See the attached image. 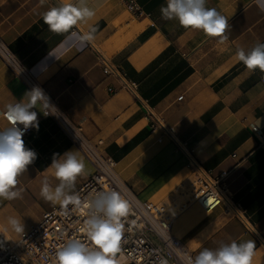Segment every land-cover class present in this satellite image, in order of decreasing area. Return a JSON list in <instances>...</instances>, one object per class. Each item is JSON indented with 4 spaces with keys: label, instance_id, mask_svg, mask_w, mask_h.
<instances>
[{
    "label": "crops",
    "instance_id": "1",
    "mask_svg": "<svg viewBox=\"0 0 264 264\" xmlns=\"http://www.w3.org/2000/svg\"><path fill=\"white\" fill-rule=\"evenodd\" d=\"M69 0H0V38L8 47L33 87H39L58 111L73 125L82 123L83 139L98 146L106 159L116 162V173L142 201L168 206L173 189L189 179L188 160L164 134L152 129L146 110L98 62L104 53L128 78L138 84L140 98L161 124L172 129L179 143L213 174L231 172L228 189L249 219L253 230L229 217L219 206L205 212L192 206L180 215L173 234L193 253L204 248L217 251L233 240L256 243L252 264H264L259 240H264V83L258 69L249 71L236 56L264 42V12L254 0H208L207 7L226 16L229 39L207 37L201 30L185 29L176 20L161 18L166 0H140L149 15L132 22L120 0H71L96 11L90 20L71 31L87 35L97 31L87 47L70 34L48 31L41 14ZM64 44V48L60 47ZM65 49H68L67 51ZM28 83L14 76L0 59V114L6 105L26 102ZM38 129L23 139L37 153L35 161L17 179L22 198H0V246L15 243L37 225L44 213L59 203L40 196L45 178L54 191L60 181L49 170L54 153H79L85 174L69 195L91 175L93 168L81 150L63 133L59 124L40 107ZM8 125L0 119V130ZM9 218L19 219L23 233H16Z\"/></svg>",
    "mask_w": 264,
    "mask_h": 264
},
{
    "label": "built area",
    "instance_id": "2",
    "mask_svg": "<svg viewBox=\"0 0 264 264\" xmlns=\"http://www.w3.org/2000/svg\"><path fill=\"white\" fill-rule=\"evenodd\" d=\"M120 2L134 23L149 16L141 7L140 0H120ZM96 52L98 62L104 72L116 79L120 85L119 89L112 88L109 92L115 94L120 90H125L145 108L146 119L150 127L163 129L164 134L187 158V169L190 174L187 181L181 182L173 189L168 206L140 200L117 175L116 162L102 156L98 148L102 142H99L98 146L87 143L82 137V123L73 125L68 122L50 101L57 112L47 116H51L59 124L63 133L81 150L93 168L91 175L69 195L79 193L83 205L94 201L99 191L116 190L130 204L131 211L126 218L128 223L125 224V236L122 242L123 259L120 264H164V262L166 264H187L188 256L193 257V253L173 234V227L176 219L192 206H198L205 212H211L223 206L227 216L239 220L247 227V230H253L246 211L234 201L229 192L228 180L231 172L213 174L205 170L202 163L194 156L193 151L187 150L186 143H179L173 130L165 128L149 110L147 102L142 100L138 94V84L131 81L127 74L104 53L97 50ZM0 59L14 76L28 83L31 89L33 88L28 81V74L1 38ZM262 82L264 83V78ZM4 111L0 114V119H3L9 127L3 115ZM19 127L23 128V125ZM33 128L30 127L22 139H27ZM254 131L261 144L264 143V135L257 128H254ZM168 207L171 210H168ZM92 211L94 208L91 210L77 208L71 204L67 209L61 208L59 204L54 206L43 214L37 225L23 233L18 242H5L0 246V264H54L56 251L65 242L69 239L86 240V234L81 233L79 229L84 226V220ZM65 212H67L66 215ZM259 247L264 252V240H259Z\"/></svg>",
    "mask_w": 264,
    "mask_h": 264
},
{
    "label": "clouds",
    "instance_id": "3",
    "mask_svg": "<svg viewBox=\"0 0 264 264\" xmlns=\"http://www.w3.org/2000/svg\"><path fill=\"white\" fill-rule=\"evenodd\" d=\"M40 2L43 4L44 0ZM207 2L208 0H166V4L160 6L161 18L166 21L176 20L185 29L201 30L207 37L219 38L218 43L224 44L229 39L226 35L230 28L228 18L216 8L207 7ZM84 3L85 0H80L81 5ZM254 3L264 12V0H254ZM95 15V9L77 6L69 0L60 7L49 8L41 14V18L48 31L77 37L81 41L77 50H82L87 47L85 42L93 39L92 34L97 31V27L93 26L87 35L71 30ZM60 47L64 48V44ZM236 56L247 70L254 72L258 69L264 74V42L258 41L247 53L239 48ZM24 95L26 102L6 105L3 115L10 126L0 130V198L9 201L22 198L21 190H13L16 189L17 178L37 158V153L27 149L22 139L30 127L38 129V114L33 109L39 106L45 116L57 112L41 88L33 87ZM19 125H23V128ZM57 155L59 154H53L49 170H54L55 178L60 183L53 191L45 178L40 196L53 204L59 203L63 209L71 204L77 208H94V211L90 212L84 220V226L79 229L86 234V240L69 239L56 251L54 264H120L123 259L125 224L128 223L126 218L131 211L129 202L116 190L99 191L94 201L83 205L79 193L66 195L65 187L75 188L76 180L85 174L86 166L76 151H66L60 160L56 158ZM9 223L16 233H23L24 225L19 219L9 218ZM255 249L254 240L241 243L233 240L217 251L204 248L194 259L189 255L187 264H252Z\"/></svg>",
    "mask_w": 264,
    "mask_h": 264
},
{
    "label": "rangeland",
    "instance_id": "4",
    "mask_svg": "<svg viewBox=\"0 0 264 264\" xmlns=\"http://www.w3.org/2000/svg\"><path fill=\"white\" fill-rule=\"evenodd\" d=\"M167 209H168V210H171V208H170V207H168Z\"/></svg>",
    "mask_w": 264,
    "mask_h": 264
}]
</instances>
